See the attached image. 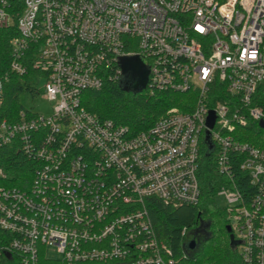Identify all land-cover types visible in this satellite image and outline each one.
I'll use <instances>...</instances> for the list:
<instances>
[{
	"label": "built area",
	"instance_id": "2783aa9c",
	"mask_svg": "<svg viewBox=\"0 0 264 264\" xmlns=\"http://www.w3.org/2000/svg\"><path fill=\"white\" fill-rule=\"evenodd\" d=\"M15 24L11 70L38 72L55 105L0 123V150L35 162L21 187L0 166V264H181L147 200L199 204L208 131L238 255L264 264V146L241 139L264 121V0H0V27ZM130 56L144 91L192 90V108L136 134L90 113L84 92L119 82Z\"/></svg>",
	"mask_w": 264,
	"mask_h": 264
},
{
	"label": "trees",
	"instance_id": "16d2710c",
	"mask_svg": "<svg viewBox=\"0 0 264 264\" xmlns=\"http://www.w3.org/2000/svg\"><path fill=\"white\" fill-rule=\"evenodd\" d=\"M17 35L16 24L7 28L0 27V83L3 85L0 123L19 121L23 111L29 117L36 115L23 107L21 94L25 91L36 92L32 82L40 74L30 69L27 74L21 75L10 67L11 41ZM195 100L196 94L192 90L132 93L123 91L118 82L107 80L103 88L85 91L82 104L90 113L102 119L113 120L136 134L152 126L170 108L178 107L184 112L189 111ZM241 139L264 146V129L259 123H253L243 130ZM207 150L208 146L203 145L198 172L202 192L199 204L175 207L152 197L147 200L149 213L158 238L172 249L181 264H244L237 249L230 244L227 211L225 208H218L215 201L218 190L227 180L216 173L214 155L207 156ZM34 164L23 153L15 152L9 147L0 150V166L10 176V185L21 187L25 182H30ZM235 179L238 184L246 185L243 184L244 178L240 173L235 174ZM183 229H186L185 234ZM8 236V233L0 231V237ZM192 240L196 242L193 250L186 247Z\"/></svg>",
	"mask_w": 264,
	"mask_h": 264
},
{
	"label": "water",
	"instance_id": "95a60500",
	"mask_svg": "<svg viewBox=\"0 0 264 264\" xmlns=\"http://www.w3.org/2000/svg\"><path fill=\"white\" fill-rule=\"evenodd\" d=\"M122 73L119 79V86L123 91L132 93L143 92L149 81V67L146 66L138 56L122 57L119 61ZM215 123L214 113L211 112L208 118V126L212 128ZM260 126L264 129V121L260 122ZM209 131L207 132V156H210L214 150L213 145L209 140ZM227 230L231 233V227L227 226ZM231 247L236 248L239 242L230 234ZM188 249L193 250L196 247L195 240L190 241L187 246Z\"/></svg>",
	"mask_w": 264,
	"mask_h": 264
},
{
	"label": "rangeland",
	"instance_id": "374dc122",
	"mask_svg": "<svg viewBox=\"0 0 264 264\" xmlns=\"http://www.w3.org/2000/svg\"><path fill=\"white\" fill-rule=\"evenodd\" d=\"M32 86L36 91L35 93L25 91L21 94V103L23 107L35 114H38L40 117H49L53 113L55 103L50 102L43 96L44 81H33ZM215 201L217 207L220 209L227 206V200L223 195L216 194Z\"/></svg>",
	"mask_w": 264,
	"mask_h": 264
},
{
	"label": "flooded vegetation",
	"instance_id": "af4514ba",
	"mask_svg": "<svg viewBox=\"0 0 264 264\" xmlns=\"http://www.w3.org/2000/svg\"><path fill=\"white\" fill-rule=\"evenodd\" d=\"M231 234V233H230Z\"/></svg>",
	"mask_w": 264,
	"mask_h": 264
}]
</instances>
